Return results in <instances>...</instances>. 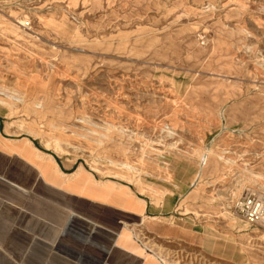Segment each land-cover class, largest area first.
Returning <instances> with one entry per match:
<instances>
[{"label":"rangeland","instance_id":"rangeland-1","mask_svg":"<svg viewBox=\"0 0 264 264\" xmlns=\"http://www.w3.org/2000/svg\"><path fill=\"white\" fill-rule=\"evenodd\" d=\"M0 135L7 168L27 145L44 172L55 160L156 206L182 193L176 219L213 246L158 241L148 223L174 219H143L133 238L162 264H264V226L228 209L264 195V0H0Z\"/></svg>","mask_w":264,"mask_h":264},{"label":"crops","instance_id":"crops-1","mask_svg":"<svg viewBox=\"0 0 264 264\" xmlns=\"http://www.w3.org/2000/svg\"><path fill=\"white\" fill-rule=\"evenodd\" d=\"M172 85L178 90V85ZM177 96L205 117L215 114L186 95ZM47 99L52 101V95ZM162 117L170 127L181 128L175 112ZM6 140L0 135V264H162L159 256L133 238V227L143 219H174L173 225L148 223L158 241H173L190 250L213 246L195 219H176V201L182 193L175 192L156 206L127 183L70 180L78 168L71 172L53 159V166L44 172L28 158L25 142L23 152L9 160L7 168L2 151ZM202 162L198 177L206 172L205 159ZM67 177L69 181H64Z\"/></svg>","mask_w":264,"mask_h":264},{"label":"built area","instance_id":"built-area-1","mask_svg":"<svg viewBox=\"0 0 264 264\" xmlns=\"http://www.w3.org/2000/svg\"><path fill=\"white\" fill-rule=\"evenodd\" d=\"M229 212L246 226L253 227L264 222V195L246 191L238 198H230Z\"/></svg>","mask_w":264,"mask_h":264},{"label":"bare ground","instance_id":"bare-ground-1","mask_svg":"<svg viewBox=\"0 0 264 264\" xmlns=\"http://www.w3.org/2000/svg\"><path fill=\"white\" fill-rule=\"evenodd\" d=\"M16 101L18 102L19 99H16ZM3 105H5V103H4ZM35 107L39 109V108L41 107V105H40V104H36ZM166 129H167V133H168L169 135H175V131L172 129V127H166ZM37 151H38V150H37ZM203 159H205V161H207V158H206V157L203 158ZM261 225L264 226V222L261 223Z\"/></svg>","mask_w":264,"mask_h":264}]
</instances>
